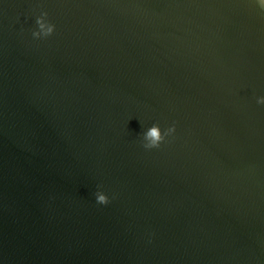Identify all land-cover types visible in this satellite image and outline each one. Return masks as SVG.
Wrapping results in <instances>:
<instances>
[{"label": "water", "instance_id": "95a60500", "mask_svg": "<svg viewBox=\"0 0 264 264\" xmlns=\"http://www.w3.org/2000/svg\"><path fill=\"white\" fill-rule=\"evenodd\" d=\"M259 97L260 0H0V264H264Z\"/></svg>", "mask_w": 264, "mask_h": 264}, {"label": "clouds", "instance_id": "9594fccd", "mask_svg": "<svg viewBox=\"0 0 264 264\" xmlns=\"http://www.w3.org/2000/svg\"><path fill=\"white\" fill-rule=\"evenodd\" d=\"M260 7L264 9V0H260ZM47 16L46 12H42L39 17H37L36 24L38 25L39 31H34L32 36L34 38H43L50 36L54 29L55 25L45 21ZM258 104H264V97L257 98ZM175 132V125L168 127L164 133H161V130L158 125L153 124L149 127L146 132L143 134V147L145 149L158 148L165 140V137L172 135ZM101 192L97 191L95 193V199L98 204L105 205L109 202L108 197L105 194H100Z\"/></svg>", "mask_w": 264, "mask_h": 264}]
</instances>
